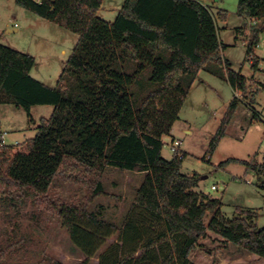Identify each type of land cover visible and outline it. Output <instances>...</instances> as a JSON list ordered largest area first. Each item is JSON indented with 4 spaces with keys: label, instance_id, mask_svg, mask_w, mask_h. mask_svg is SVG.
<instances>
[{
    "label": "trees",
    "instance_id": "trees-1",
    "mask_svg": "<svg viewBox=\"0 0 264 264\" xmlns=\"http://www.w3.org/2000/svg\"><path fill=\"white\" fill-rule=\"evenodd\" d=\"M14 1L76 33L78 39L54 87L30 75L34 56L0 43V104L22 108L29 117L35 105L53 107L48 118L40 119L33 138L17 144L0 139V203L15 191H30L92 256L93 251L84 249L91 243L84 238L87 228L100 231L108 226L106 235L117 228L88 209L104 192L101 174L106 167L142 172L131 206L161 223L163 230L145 244L150 248L170 243L161 264L178 259L181 264H219L210 247L201 246L210 240L235 247L241 255L236 262L264 264V226L256 224L257 211L238 208L244 216L225 218L219 198L196 190L200 176L181 172L183 151L170 160L161 155L162 138L179 118L200 70L225 80L235 92L243 93L249 86L248 78L232 69L224 55L228 45L216 20L225 21L227 11L219 9L215 16L200 0H124L115 19L108 21L97 14L103 0ZM236 12L256 23L264 19V0H237ZM258 31L251 25L246 42V59L254 71L259 69L254 52ZM235 33L245 35V26L235 27ZM260 87L264 90L263 83ZM239 100L237 95L231 99L210 141L211 152ZM231 161L254 171L256 186L264 192V157L260 162L230 158L218 166ZM75 169L81 176L74 179L88 184L90 195L77 203L48 196L56 175L69 177ZM207 213L211 216L205 223ZM133 228L142 236L136 225ZM19 241L0 247V258L6 250L24 249ZM128 260L123 257L114 264ZM34 264L61 263L42 252Z\"/></svg>",
    "mask_w": 264,
    "mask_h": 264
},
{
    "label": "rangeland",
    "instance_id": "rangeland-1",
    "mask_svg": "<svg viewBox=\"0 0 264 264\" xmlns=\"http://www.w3.org/2000/svg\"><path fill=\"white\" fill-rule=\"evenodd\" d=\"M200 1L215 16L219 9L227 11L226 24L216 20L220 26V37L228 44L224 55L231 62L232 69L240 68L242 74L248 77L249 86L245 92L236 94L226 81L204 70L199 71L198 78L201 79L193 83L181 109V120L173 127L175 138L181 141L180 151L186 154L180 170L184 174L197 173L200 176L196 190L219 198L225 218L244 216L238 208L255 209L258 211L256 224L264 226V192L256 186V173L247 170L239 161L218 166L230 158L260 162L264 157V120L261 118L264 117V90L260 87L264 84V19L256 23L243 19L236 12L237 0ZM122 2L104 0V10L99 11L100 17L112 19ZM244 22L245 35L237 39L235 26H242ZM253 24L259 29L255 48L259 56V69L256 72L246 59V42L251 37ZM7 27H15L16 30H7ZM77 38L76 33L24 9L14 0H0V43L34 56L36 64L30 75L50 87L56 85ZM234 95L240 100L230 116L225 134L211 152L210 141ZM254 95L260 104H253L256 110L250 105L255 100ZM256 111L261 116H257ZM51 112V105H35L30 110L33 119L30 120L22 108L13 104H0V139L3 144H17L33 138L40 119L48 118ZM185 127L190 129L189 133L184 132ZM171 138L170 135L162 138L164 145L161 155L167 160L174 155L168 147ZM78 171L73 170L69 177L61 173L56 175L47 192L48 196L75 203L85 200L91 188L81 178H77L78 181L74 179V176H81ZM143 176L142 172L117 167H106L101 174L104 192L92 199L88 209L117 228L110 235L105 234L108 226L100 231L87 228L88 235L84 238L86 242L91 240V243L84 249L93 251L92 256H88L82 246L74 243L57 214L40 205L35 195L30 191H15L12 198L3 199L0 203V247L6 248L9 242L21 240L19 242L24 249L18 248L16 252L6 250L0 258V264H34L42 252L61 264H114V261L123 257L129 259L123 264H161L170 243L164 241L150 248L145 246L149 239H155L163 230L161 223L131 206ZM89 177L91 179L92 175L86 178L89 180ZM212 185L216 188L213 189ZM210 216V213L206 214L205 223ZM127 220L132 223L129 224ZM133 225L139 228L142 236L138 235ZM210 241L201 243V246L210 247L219 264H243L234 260L241 256L235 247L225 248L216 244V240ZM133 248L137 249L136 252L132 251ZM191 256L194 257V252ZM142 258H147L148 262H142ZM181 263L178 259L173 264Z\"/></svg>",
    "mask_w": 264,
    "mask_h": 264
},
{
    "label": "crops",
    "instance_id": "crops-1",
    "mask_svg": "<svg viewBox=\"0 0 264 264\" xmlns=\"http://www.w3.org/2000/svg\"><path fill=\"white\" fill-rule=\"evenodd\" d=\"M103 1H104V0H103ZM123 2H124V0H123ZM123 2H122V4H123ZM102 4H103V2H102ZM122 4H121V5H122ZM102 6H103V5H101V7L99 8V10H98V12H97L98 16H100V15H99V11H100V10H104V9H103L104 7H102ZM120 7H121V6H120ZM119 9H120V8H119ZM119 9H118V10H119ZM118 10L115 12V14H114L115 16H114L112 19L104 18V17H101V18H103V19H105V20H108V21H113V20L115 19L116 15H117ZM241 17H242L243 19H245L246 21H249V19H248L247 17H245V16H241ZM227 19H228V16H227L226 20H225V21H221V23H225V24H226ZM217 25H218V27H219V29H220V26H219V24H218V21H217ZM245 25H246V22H244L242 26L244 27ZM235 27H240V26H235ZM224 28H225V27H223V29H224ZM6 29H7V30L10 29L11 31H15V30H16L15 27H7ZM219 33H220V31H219ZM239 36H241V35H236L235 38L238 39ZM77 39H78V38H77ZM76 42H77V41H76ZM75 44H76V43H75ZM225 44H226V43H225ZM227 45H228V44H227ZM74 46H75V45H74ZM254 52H255L256 56L259 57L258 54L256 53V50H254ZM239 69H240V68H239ZM240 70H241V69H240ZM204 72L210 74L209 72H207V71H205V70H204ZM255 72H256V71H255ZM255 72H254V73H255ZM241 73H242V72H241ZM30 74H31V70H30ZM255 74H256V73H255ZM210 75L215 76V75H213V74H210ZM243 75H244V74H243ZM253 75H254V74H253ZM198 77H199V76H198ZM215 77H217V76H215ZM217 78H219V77H217ZM247 78H248V77H247ZM197 79H201V78H197ZM197 79H196V80H197ZM219 79H220V80H223V79H221V78H219ZM196 80H195V81H196ZM224 81H225V80H224ZM194 83H195V82H194ZM248 84H249V79H248ZM235 93L238 94V92H235ZM257 93H258V92H257ZM254 98H255V95H254ZM256 103H257L258 106L260 105V104H258V103H259L258 99L255 98L254 102H252V103L250 104L251 107H252L253 109H255V110H256L257 108H255V107L253 106V104L255 105ZM183 104H184V103H183ZM182 106H183V105H182ZM52 109H53V107H52ZM181 109H182V108H181ZM256 115H257V116H258V115L261 116L260 114H257V111H256ZM261 118L264 120V117L261 116ZM180 120H181V110H180V113H179V118L174 122V124H173V126H172V129H171V131H170V134H169L172 138H175V136H174V131H173V127H174V125L176 124V122H178V121H180ZM183 130H184L185 133H189V132H190V129L187 128V127H185ZM252 210H253V209H252ZM254 210H255V209H254ZM256 211H257V210H256ZM257 216H258V211H257Z\"/></svg>",
    "mask_w": 264,
    "mask_h": 264
},
{
    "label": "built area",
    "instance_id": "built-area-1",
    "mask_svg": "<svg viewBox=\"0 0 264 264\" xmlns=\"http://www.w3.org/2000/svg\"><path fill=\"white\" fill-rule=\"evenodd\" d=\"M254 22L255 21H252V23H254ZM2 143H3V141H2ZM180 146H181V141L179 139H176V138H171V140L168 143V147L173 153L179 152ZM212 188L214 189V188H216V186L212 185Z\"/></svg>",
    "mask_w": 264,
    "mask_h": 264
}]
</instances>
